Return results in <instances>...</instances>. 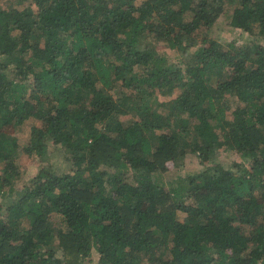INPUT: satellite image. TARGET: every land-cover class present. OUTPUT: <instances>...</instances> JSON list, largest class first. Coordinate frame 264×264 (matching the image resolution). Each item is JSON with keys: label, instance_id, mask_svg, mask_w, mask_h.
Listing matches in <instances>:
<instances>
[{"label": "trees", "instance_id": "trees-1", "mask_svg": "<svg viewBox=\"0 0 264 264\" xmlns=\"http://www.w3.org/2000/svg\"><path fill=\"white\" fill-rule=\"evenodd\" d=\"M0 264H264V0H3Z\"/></svg>", "mask_w": 264, "mask_h": 264}, {"label": "rangeland", "instance_id": "rangeland-1", "mask_svg": "<svg viewBox=\"0 0 264 264\" xmlns=\"http://www.w3.org/2000/svg\"><path fill=\"white\" fill-rule=\"evenodd\" d=\"M2 2L3 0H0V4H2ZM226 17L227 16H223L220 20L215 21L214 26L212 28V35L220 39L222 42H228L233 39L239 40V38H244L245 32L240 31V29L232 30V26L228 23ZM159 50L161 52H165L168 49L164 46V44H160ZM169 53H171L169 56L170 59H174L177 56V51L175 50H171ZM38 125V122L33 119H30L19 130H12V132L16 133L21 140H24L30 136L32 129L37 128ZM62 159V154H60L58 156L55 155L52 160L59 161V163H64L62 162ZM38 162L39 160L36 157L29 156L26 153H23V155L21 156L20 163L25 176L32 177L35 174L38 168ZM194 168L196 169V171L202 168L201 164H199L197 160L188 161L185 164L186 171H194ZM180 217L182 218L183 214H181Z\"/></svg>", "mask_w": 264, "mask_h": 264}]
</instances>
